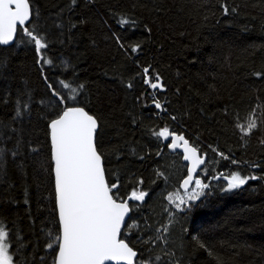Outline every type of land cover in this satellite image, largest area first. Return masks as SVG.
I'll return each mask as SVG.
<instances>
[{"label":"trees","instance_id":"1","mask_svg":"<svg viewBox=\"0 0 264 264\" xmlns=\"http://www.w3.org/2000/svg\"><path fill=\"white\" fill-rule=\"evenodd\" d=\"M30 4L29 25L47 48L37 52L20 31L14 46H0V224L15 264H54L56 249L46 247L60 231L49 123L61 106L48 84L71 97L62 80L83 85L67 103L98 120L97 149L114 191L126 200L133 190L147 193L130 203L121 234L138 259L264 264V0ZM145 67L162 90L145 83ZM253 109L257 127L242 136L237 124ZM164 127L208 157L198 174L208 189L183 211L167 197L188 169L154 134ZM235 172L257 179L225 190L223 176Z\"/></svg>","mask_w":264,"mask_h":264},{"label":"snow or ice","instance_id":"2","mask_svg":"<svg viewBox=\"0 0 264 264\" xmlns=\"http://www.w3.org/2000/svg\"><path fill=\"white\" fill-rule=\"evenodd\" d=\"M72 4L76 0H71ZM225 13L228 9L225 6ZM33 10L30 0H0V45H9L18 39L19 31L27 37V42L34 45L37 52L47 48V40L39 36L29 25ZM38 15V13H37ZM121 25L129 23L122 17ZM28 25V26H26ZM123 47V45H121ZM138 45L132 46V51L138 50ZM44 64L53 62L45 55L39 57ZM143 72L148 77L149 68ZM259 75V74H258ZM45 79H47L45 77ZM64 89H70L74 94L66 97L61 91L48 87L61 106L59 113L50 120L51 159L53 162L55 201L58 211L59 233L47 244V249H56L54 264H156L154 260L138 259V253L125 239L121 238V229L127 226L125 218L131 208L126 199H121L114 190L118 183L109 184L105 175V167L101 152L97 149L98 120L83 107L68 105V99H75L83 85L70 87V82H59ZM145 83L152 89H163L157 75L154 79L146 78ZM131 87V85H129ZM156 109L163 110L159 100L153 98ZM27 108V105L23 106ZM16 115H21V105L17 102ZM174 119V117H173ZM242 136L249 135L257 127L255 109L249 114L247 124H237ZM157 137L168 140L172 137L169 147L173 150L182 148L183 159L191 162L186 178L183 179L180 192L169 195L167 199L183 211L182 205L197 200L209 185L194 176L205 164V156L199 153L195 146L183 135L170 133L167 127L154 133ZM15 155V153H13ZM223 159H228L224 153H218ZM236 163L235 160L232 161ZM220 177L213 176L212 179ZM227 181L225 190L236 189L245 185L249 179L256 176H242L239 172L223 176ZM143 183L142 180L139 181ZM194 186V187H193ZM147 195L144 191L133 190L130 199L143 202ZM12 240L9 231L0 224V264H14L10 254Z\"/></svg>","mask_w":264,"mask_h":264},{"label":"water","instance_id":"3","mask_svg":"<svg viewBox=\"0 0 264 264\" xmlns=\"http://www.w3.org/2000/svg\"><path fill=\"white\" fill-rule=\"evenodd\" d=\"M31 20H32V18H31ZM31 20H30V22H31ZM30 22H29V24H30ZM26 26H28V25H26ZM19 28H20V26L18 25V31H19ZM16 41H17V39L16 40H14L12 43H10L9 45H0L1 47H12V46H14L15 45V43H16ZM98 124H99V122H98ZM99 127H100V125H99ZM98 131H99V128H98V130H97V134H98ZM171 133V132H170ZM183 135V134H182ZM184 137H185V135H183ZM186 138V137H185ZM187 139V138H186ZM171 140H172V137L170 136L169 137V139L168 140H164L163 138H162V141H163V143L168 147V150H169V152L171 153V154H181L182 155V157H183V150H182V148H178V149H175V150H173V149H171L170 147H169V144L171 143ZM188 140V139H187ZM189 143H190V145L191 146H193L192 144H191V142L189 141ZM199 153L200 154H202L200 151H199ZM202 155H204V154H202ZM182 161H183V163L185 164V165H187V169L189 170L190 169V167H191V162L190 161H185L184 159H182ZM207 162H208V157H207V155L205 156V164L204 165H201L200 166V168H203L204 169V167H205V165L207 164ZM103 163H104V160H103ZM104 167H105V165H104ZM188 170H187V174H188ZM199 172H201V171H199L198 170V172L196 173V175L194 176V179H196V178H198V174H199ZM105 175H106V171H105ZM106 179H107V176H106ZM182 184V183H181ZM181 186V185H180ZM194 187V186H193ZM180 191L183 193V190L181 189V187H180ZM146 200V196H145V199H144V201ZM143 201V202H144ZM127 202L129 203V206H130V203H132V202H140V201H135V200H132V199H130V197H129V199L127 200ZM131 208V207H130ZM58 212V211H57ZM131 214H132V211H130L129 212V214H128V216L125 218V224H126V226H127V224H128V222H129V219H130V217H131ZM124 229L125 228H122L121 229V234H122V232L124 231ZM138 258V257H137Z\"/></svg>","mask_w":264,"mask_h":264},{"label":"rangeland","instance_id":"4","mask_svg":"<svg viewBox=\"0 0 264 264\" xmlns=\"http://www.w3.org/2000/svg\"><path fill=\"white\" fill-rule=\"evenodd\" d=\"M207 189H208V187H207L206 189H204L203 194H202L197 200L192 201V202H190L189 204L182 205L181 207H182L183 209H185V208L188 207L190 204L195 203V202H197L198 200H200V199L204 196V194H205V192H206ZM176 192H180L181 194H183L180 190H177V191H175V192H173V193H176ZM173 193H171L170 195H172ZM168 201H169V200H168ZM169 203L171 204V206H172L175 210H177V211H181L180 209L176 208L175 204H173V203L170 202V201H169ZM10 254H12V248H11V247H10ZM12 255H13V254H12ZM13 258H14V256H13ZM14 264H15V262H14Z\"/></svg>","mask_w":264,"mask_h":264},{"label":"bare ground","instance_id":"5","mask_svg":"<svg viewBox=\"0 0 264 264\" xmlns=\"http://www.w3.org/2000/svg\"><path fill=\"white\" fill-rule=\"evenodd\" d=\"M183 158V157H182Z\"/></svg>","mask_w":264,"mask_h":264}]
</instances>
